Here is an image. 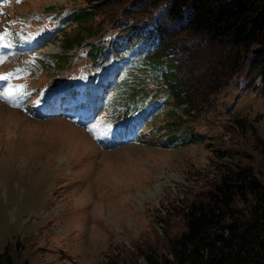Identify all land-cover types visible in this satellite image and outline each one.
Masks as SVG:
<instances>
[{
    "label": "rangeland",
    "instance_id": "1",
    "mask_svg": "<svg viewBox=\"0 0 264 264\" xmlns=\"http://www.w3.org/2000/svg\"><path fill=\"white\" fill-rule=\"evenodd\" d=\"M99 3L89 32L99 34L67 51L64 37L75 43L81 27H66L59 39L52 32L85 0H0V77H7L0 80V254L9 249L18 264H149L151 247L171 257L169 203L236 158L225 134L229 107L234 117L256 121L264 140V98L239 85L218 110L196 117L166 105L130 141V121L139 125L144 110L104 102L103 85L115 81L118 62L107 48L97 77L85 49L114 36L120 7ZM149 86L137 107L151 110L168 97ZM191 133L190 141H168Z\"/></svg>",
    "mask_w": 264,
    "mask_h": 264
},
{
    "label": "trees",
    "instance_id": "2",
    "mask_svg": "<svg viewBox=\"0 0 264 264\" xmlns=\"http://www.w3.org/2000/svg\"><path fill=\"white\" fill-rule=\"evenodd\" d=\"M99 1L85 0L84 8L71 11L56 26V39L74 25L84 33L75 43L64 37L67 51L99 34L98 28L89 33L95 29ZM107 2L120 7L116 27L110 31L114 36L84 46L97 67V77L100 62L108 58L107 48L118 61L115 81L103 87L104 102L131 114L144 110L139 125L130 123L131 141L141 139L150 119L169 104L185 106L187 114L196 117L218 110L224 104L221 97L239 85L264 98V0ZM150 82L167 99L151 110L147 105L137 107V101L152 91ZM86 105L90 107V101ZM233 107L227 111L231 117L225 134L234 139L236 147L230 152L238 161L234 158L215 179L185 192L179 205H174L177 200L169 203L174 206L165 219L171 257L151 247L146 255L149 264H264V140L256 121L234 117ZM177 120L184 122L182 117ZM180 123L175 122L174 128L180 129ZM194 136L169 135L168 141H190ZM121 137L118 133L117 139ZM0 264L18 263L6 249Z\"/></svg>",
    "mask_w": 264,
    "mask_h": 264
},
{
    "label": "snow or ice",
    "instance_id": "3",
    "mask_svg": "<svg viewBox=\"0 0 264 264\" xmlns=\"http://www.w3.org/2000/svg\"><path fill=\"white\" fill-rule=\"evenodd\" d=\"M4 79H7V77H0V80H4Z\"/></svg>",
    "mask_w": 264,
    "mask_h": 264
}]
</instances>
